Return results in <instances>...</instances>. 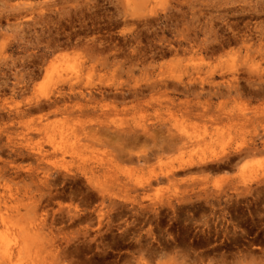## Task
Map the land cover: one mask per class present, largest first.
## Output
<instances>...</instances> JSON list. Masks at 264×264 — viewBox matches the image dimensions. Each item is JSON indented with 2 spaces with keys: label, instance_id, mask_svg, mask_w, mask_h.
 I'll list each match as a JSON object with an SVG mask.
<instances>
[{
  "label": "rangeland",
  "instance_id": "1",
  "mask_svg": "<svg viewBox=\"0 0 264 264\" xmlns=\"http://www.w3.org/2000/svg\"><path fill=\"white\" fill-rule=\"evenodd\" d=\"M258 75L264 0H0L9 263L264 264V150L233 154L264 139V99L243 95L264 94ZM161 78L194 82L186 94L149 91ZM69 80L94 100L35 108ZM138 125L147 131L135 143L116 131ZM182 130L189 142L177 148Z\"/></svg>",
  "mask_w": 264,
  "mask_h": 264
},
{
  "label": "bare ground",
  "instance_id": "2",
  "mask_svg": "<svg viewBox=\"0 0 264 264\" xmlns=\"http://www.w3.org/2000/svg\"><path fill=\"white\" fill-rule=\"evenodd\" d=\"M140 5V4H139ZM135 12V11H134ZM140 12V11H139ZM137 13V12H136ZM131 14V13H130ZM137 15V14H136ZM136 15H133V17L135 16L136 17ZM127 16V15H126ZM138 16V15H137ZM134 17V18H135ZM136 18H138V17H136ZM245 27V26H244ZM246 28V27H245ZM247 29V28H246ZM250 32H251V30H250ZM250 32H248V33H250ZM232 33H233V31H232ZM246 34V33H245ZM242 35V34H241ZM248 35H250V34H248ZM252 35V34H251ZM240 37H242V36H240ZM243 37H245V35L243 36ZM246 38H248L247 37V34H246ZM240 40V39H239ZM244 40H246V39H244ZM242 41V43L244 44L245 43V45H246V43H248V42H245V41ZM247 41V40H246ZM222 42V41H221ZM221 42H220V44H218L219 45V47L221 46L222 47V45L224 44H221ZM227 43V42H226ZM229 43V42H228ZM216 44V43H215ZM207 45H209V44H207ZM211 45V44H210ZM230 45V44H229ZM172 47V46H171ZM171 47H170V49H171ZM202 47V46H201ZM220 47V48H221ZM173 48V47H172ZM220 48H214L213 46L211 47V49H210V51H212V52H215L216 50H221ZM166 50V49H165ZM204 50H207L208 51V47L206 46H203L202 47V51H204ZM174 51V50H173ZM176 51V50H175ZM205 52V51H204ZM208 53V52H207ZM66 54V53H65ZM206 55V54H205ZM67 57V56H66ZM59 58V57H58ZM59 60V59H58ZM61 60V59H60ZM62 60H63V58H62ZM64 63V62H63ZM64 65H66V64H64ZM64 65H62V67L64 66ZM72 67V66H71ZM46 68V67H45ZM67 69H69V68H67ZM72 68H70V70H71ZM64 70V69H63ZM61 71V70H60ZM67 71V70H66ZM72 71V70H71ZM65 73V72H64ZM70 73H72V72H70ZM67 74V73H66ZM73 74V73H72ZM63 75V74H62ZM71 75V74H70ZM59 76H61V75H59ZM176 77H178V76H176ZM180 77V76H179ZM258 77V80L260 81V80H262V81H264V79L262 78V76H257ZM169 78V77H168ZM199 78V77H198ZM63 79H65V77L63 78ZM200 79V78H199ZM168 80V79H167ZM167 80H165V79H163V78H161L160 80L158 79V83H156L155 84V86L154 85H150V86H148V90L149 91H151L152 92V90H155V88H157V87H159L158 89H160V88H164V90H165V88L167 87V86H171L173 89H172V91H176L177 89H179V88H177V86L178 85H182V89H180L181 91H183L184 92V94H186V92L190 89L188 86H190L191 84H193V80H191V78L189 79V78H187L186 80H188V81H185L184 79H183V81L180 79V78H177V79H175V80H172V78H170V80H172L171 82L172 83H170L169 81H167ZM65 81H66V79H65ZM197 81V80H196ZM68 82V88L69 89H67V90H69L68 92H57V96L56 97H54L53 99H50V98H46L45 97V99H44V103H41L40 101H36L35 103H34V106H35V108L36 109H38V110H42V109H47V110H49V112H56L57 110H59V108L56 106V104H57V102L58 101H60L61 99L64 101L66 98H70L71 97V95L73 94V95H78V97H80L82 100H84V102H89V101H93L94 100V98L95 97H93L94 96V94L92 93V92H87V96H88V98H86V95H85V93H83L82 91H80V90H75L74 89V86H73V84L70 82V80L69 81H67ZM174 82V83H173ZM186 82V83H185ZM203 82H205V79H200V83H203ZM210 82V81H209ZM251 82H254V80H251ZM199 83V82H198ZM178 84V85H177ZM252 84V83H251ZM177 85V86H176ZM252 86H254V85H252ZM260 86V85H259ZM202 87V86H201ZM192 88V87H191ZM262 88V87H261ZM260 88V89H261ZM171 89V88H170ZM195 89V88H194ZM201 89V88H200ZM253 89V88H252ZM193 90V89H192ZM196 90V89H195ZM233 90H235V92L237 93V95L238 96H240V95H242L240 92L238 93L237 91H238V89L235 87H233ZM257 90V89H256ZM104 91V90H103ZM130 91V90H129ZM199 91V90H198ZM252 91H254V90H252ZM261 90H259V91H254V92H251V93H249V94H246L245 95V93L243 94L245 97H248L247 95H249V97H248V100L249 101H251V100H256V102L258 101V100H263L264 99V94L262 93V91L260 92ZM96 92V91H95ZM116 92H117V90H116ZM119 92V91H118ZM189 92V91H188ZM201 92V91H200ZM126 93V92H125ZM150 93V92H149ZM248 93V92H247ZM113 94V93H112ZM190 94V93H189ZM98 95L100 96V97H104L105 95L103 94V92H102V90L101 91H99V93H98ZM126 94H123L122 92L121 93H119V97L120 98H123V99H125V98H127L126 96H125ZM130 97H131V99L132 100H135L134 102H135V104L134 105H132V106H130V108H140V99H141V97H142V95H143V90L142 89H138V88H133L132 90H131V92H130ZM151 95V94H150ZM113 96V98L115 97L114 96V94L112 95ZM75 98V97H74ZM240 98V97H239ZM243 98V97H242ZM241 98V99H242ZM77 99V98H76ZM246 99V98H245ZM126 100V99H125ZM247 100V99H246ZM66 101V100H65ZM64 101V102H65ZM121 101V100H120ZM123 101V100H122ZM244 102V101H243ZM242 102V103H243ZM263 101H261V103H262ZM66 103V102H65ZM63 104V106L65 105V108H66V110H67V108H68V106L66 105V104ZM240 103H241V101H240ZM245 103H247V102H245ZM260 103V104H261ZM250 104V103H249ZM141 105H149V101H143L142 103H141ZM62 106V107H63ZM236 106V105H235ZM242 106V105H241ZM123 107V106H122ZM125 107V106H124ZM244 107V106H243ZM249 107V106H248ZM256 107V106H255ZM80 108V106H78V109ZM247 108V107H246ZM254 108V107H253ZM64 109V108H63ZM236 109H237V106H236ZM255 109V108H254ZM61 110H62V108H61ZM65 110V109H64ZM124 110H126V108H124ZM257 110V109H256ZM239 111V110H238ZM245 111V110H244ZM58 112V111H57ZM230 112V111H229ZM237 112V111H236ZM225 113V112H224ZM245 113V112H244ZM171 114V113H170ZM169 114V115H170ZM230 115V114H229ZM240 115V114H239ZM246 115V114H245ZM171 116V115H170ZM228 116V115H227ZM231 116H233L232 114L230 115V117ZM241 117H242V115H240ZM247 116V115H246ZM172 117V116H171ZM235 117V116H234ZM241 117H238V118H241ZM247 118H249V117H247ZM231 119V118H230ZM240 120V119H239ZM214 121V120H213ZM247 122V121H246ZM180 123V124H179ZM179 123H176L175 124V127H178L179 125V127H181V122H179ZM237 123V122H236ZM179 124V125H178ZM233 124V123H232ZM238 124H239V122H238ZM244 124H246V123H243V125ZM226 125V124H225ZM234 125V124H233ZM240 125V124H239ZM242 125V126H243ZM135 126V125H134ZM140 128L139 129H136L135 127H133V129H129L130 127H128V129L129 130H116V131H119L118 133L120 134V137L122 138V140H126V141H129L130 143H135V142H137L139 139H140V137H141V135L142 134H138V132H139V130H140V132L141 133H143V134H146V131H147V129H146V127H144V126H140V125H138ZM215 126V125H214ZM227 126V125H226ZM72 127V126H71ZM70 127V128H71ZM75 127H76V125H75ZM217 127V126H216ZM235 127V126H234ZM67 128H69V126L67 127ZM138 128V127H137ZM223 128V127H222ZM237 128V127H236ZM235 128V129H236ZM239 128H241V126L239 127ZM78 129V128H77ZM83 129V128H82ZM122 129V128H121ZM217 129V128H216ZM231 129V128H230ZM43 130L45 131V132H47V130H46V128L45 127H43ZM62 130V129H61ZM84 130V129H83ZM82 130V131H83ZM204 130V129H203ZM213 130V129H212ZM221 130H223V129H221ZM242 130V129H241ZM66 133H67V131H65ZM71 132V131H70ZM79 133V132H78ZM84 133V132H83ZM183 133H185L183 130L181 131V133H180V131H179V137H175L176 139L173 141V139H172V141H173V144H178L179 143V147H177V148H184V147H186L187 146V144H188V140L187 139H185L184 138V136H182L181 134H183ZM219 133H221V132H219ZM238 133V132H237ZM241 133V132H240ZM65 134V133H64ZM75 134V133H74ZM122 134V135H121ZM203 134H205V133H203ZM213 134V133H212ZM66 135V134H65ZM78 135V134H77ZM118 135V134H117ZM116 135V136H117ZM53 136V135H52ZM76 136V135H75ZM86 136V135H85ZM68 137V136H67ZM77 137V136H76ZM78 137H80V136H78ZM77 137V138H78ZM118 137V136H117ZM78 139H80V138H78ZM83 139V138H82ZM54 140V139H53ZM73 140V139H72ZM74 142V141H73ZM72 142V143H73ZM80 142V141H79ZM61 143H63L62 141H61ZM71 143V144H72ZM168 143V142H167ZM166 143V144H167ZM170 144L172 145V143L170 142ZM60 145V144H59ZM74 145V144H73ZM169 144H167V146H168ZM170 146V145H169ZM168 146V147H169ZM174 146V145H173ZM66 147V146H65ZM171 147V146H170ZM260 147V148H259ZM69 148V147H68ZM260 150H264V139L263 140H261V141H259L258 143H256V142H254V141H252L251 143H249V144H247L246 146H244L243 148H236L235 150H234V157L236 156L237 158H238V156H240V155H242V154H245V153H250V152H253V151H260ZM232 154V153H231ZM232 154V155H233ZM212 155H213V153H212ZM212 155H211V157H212ZM229 154H227V156H228ZM231 155V156H232ZM230 156V157H231ZM223 157V156H222ZM226 157V156H225ZM233 157V156H232ZM224 158V157H223ZM223 158H221V160L223 159ZM227 158V157H226ZM218 159V158H217ZM220 159V158H219ZM208 160V159H207ZM220 160V161H221ZM224 160V159H223ZM222 160V161H223ZM229 160V159H228ZM227 160V161H228ZM221 161V162H222ZM230 161V160H229ZM207 162H209V161H207ZM214 161L212 160V163H213ZM216 162H219V161H216ZM215 162V163H216ZM221 162H219L220 164H222ZM226 162V161H225ZM223 163V164H226V163ZM202 163H206L205 162V159H200L198 162H194V164H201L202 166H203V164ZM210 163V162H209ZM193 165V163L192 162H186V163H183V164H181L180 165V169H186V168H188V167H190V166H192ZM204 165H206V164H204ZM10 254H11V247H10V245H9V242L7 241V239H6V237H4V236H2V235H0V259H1V261H0V264H10L9 262H10Z\"/></svg>",
  "mask_w": 264,
  "mask_h": 264
}]
</instances>
